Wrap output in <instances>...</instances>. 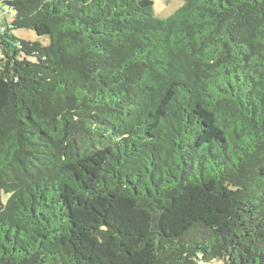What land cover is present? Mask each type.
<instances>
[{"label": "trees", "instance_id": "trees-1", "mask_svg": "<svg viewBox=\"0 0 264 264\" xmlns=\"http://www.w3.org/2000/svg\"><path fill=\"white\" fill-rule=\"evenodd\" d=\"M0 11V264H264V0Z\"/></svg>", "mask_w": 264, "mask_h": 264}, {"label": "rangeland", "instance_id": "rangeland-1", "mask_svg": "<svg viewBox=\"0 0 264 264\" xmlns=\"http://www.w3.org/2000/svg\"><path fill=\"white\" fill-rule=\"evenodd\" d=\"M144 1L146 4H151L154 7L155 13L159 17H168L169 15L174 13L178 8L182 7L185 3V0H144ZM8 17L11 18L10 15ZM0 18H3V15H0ZM15 33L17 34V36L28 40L41 39V37L34 30H30V29H17L15 30ZM0 55H1V47H0Z\"/></svg>", "mask_w": 264, "mask_h": 264}, {"label": "built area", "instance_id": "built-area-1", "mask_svg": "<svg viewBox=\"0 0 264 264\" xmlns=\"http://www.w3.org/2000/svg\"><path fill=\"white\" fill-rule=\"evenodd\" d=\"M0 2H1V0H0ZM2 29L5 30V27L3 26Z\"/></svg>", "mask_w": 264, "mask_h": 264}, {"label": "water", "instance_id": "water-1", "mask_svg": "<svg viewBox=\"0 0 264 264\" xmlns=\"http://www.w3.org/2000/svg\"><path fill=\"white\" fill-rule=\"evenodd\" d=\"M225 264H228V263H225Z\"/></svg>", "mask_w": 264, "mask_h": 264}]
</instances>
